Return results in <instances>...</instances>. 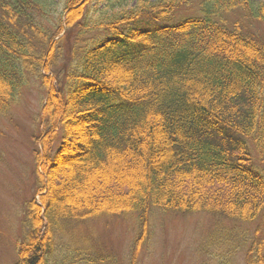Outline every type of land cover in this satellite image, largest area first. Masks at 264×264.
I'll use <instances>...</instances> for the list:
<instances>
[{
    "label": "trees",
    "instance_id": "16d2710c",
    "mask_svg": "<svg viewBox=\"0 0 264 264\" xmlns=\"http://www.w3.org/2000/svg\"><path fill=\"white\" fill-rule=\"evenodd\" d=\"M34 85L17 264H44L59 221L126 214L134 256L154 208L264 234V0H0V117Z\"/></svg>",
    "mask_w": 264,
    "mask_h": 264
},
{
    "label": "rangeland",
    "instance_id": "374dc122",
    "mask_svg": "<svg viewBox=\"0 0 264 264\" xmlns=\"http://www.w3.org/2000/svg\"><path fill=\"white\" fill-rule=\"evenodd\" d=\"M44 100V90L34 85L0 117V264L19 262L23 206L36 191L33 151L43 131L39 112ZM34 198L38 202V195ZM258 221L244 224L206 212L181 216L154 208L147 237L134 256L135 214L59 221L44 264H91L80 261L84 258L106 259L102 264H246L250 248L254 253L248 261L264 264V234L255 236Z\"/></svg>",
    "mask_w": 264,
    "mask_h": 264
}]
</instances>
